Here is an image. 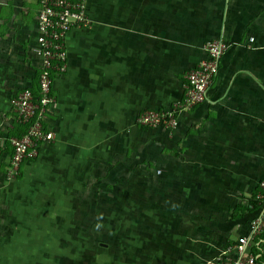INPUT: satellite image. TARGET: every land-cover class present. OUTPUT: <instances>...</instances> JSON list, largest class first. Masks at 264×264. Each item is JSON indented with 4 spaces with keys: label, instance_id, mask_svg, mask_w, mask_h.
Masks as SVG:
<instances>
[{
    "label": "crops",
    "instance_id": "0c3cea01",
    "mask_svg": "<svg viewBox=\"0 0 264 264\" xmlns=\"http://www.w3.org/2000/svg\"><path fill=\"white\" fill-rule=\"evenodd\" d=\"M39 8L0 0V264L215 258L246 225L232 211L264 174V0H88L92 24L68 34L67 67L54 72L45 120L55 139L11 176L10 137L23 129L13 99L39 85ZM213 38L228 47L208 99L182 111L176 128L138 124L143 109L184 97V74ZM193 174H214L217 190L186 188ZM205 193L223 197L211 203L227 215L217 218L222 230L183 247L170 228L196 223L184 207L190 197H179Z\"/></svg>",
    "mask_w": 264,
    "mask_h": 264
},
{
    "label": "built area",
    "instance_id": "2783aa9c",
    "mask_svg": "<svg viewBox=\"0 0 264 264\" xmlns=\"http://www.w3.org/2000/svg\"><path fill=\"white\" fill-rule=\"evenodd\" d=\"M37 45L41 57L39 95L31 88L20 90L13 99V108L19 122L26 129L12 135L13 155L9 175L20 172L25 159L40 156L42 143L55 139V131L46 125L45 114L55 101L53 93L54 72H64L67 67V36L76 28L92 24L88 0H38ZM228 45L222 38L205 43L207 57L197 66L188 69L184 76V97L171 108H146L140 111L137 122L149 128H176L180 113L206 101L219 74L222 57ZM239 201L248 206L245 224L227 241L222 251L206 264H264V174L255 186L246 187Z\"/></svg>",
    "mask_w": 264,
    "mask_h": 264
},
{
    "label": "rangeland",
    "instance_id": "374dc122",
    "mask_svg": "<svg viewBox=\"0 0 264 264\" xmlns=\"http://www.w3.org/2000/svg\"><path fill=\"white\" fill-rule=\"evenodd\" d=\"M213 175L214 174H209L207 177L194 175L196 178H198V181L196 180L190 181L187 178L185 179V187L187 188V187L193 186V187L199 188L202 186L201 184H203V185H208L210 189L215 188L217 190V186H215L217 179L212 178ZM210 192H213V190H210ZM181 198L183 199V201L189 198L187 203H185V206L184 204L183 206L184 207L187 206L186 211L188 210V212L191 213L192 218H193L192 222H195L196 226L191 228L190 226L187 225V222L183 220V222L178 223L176 227L170 228L171 235L178 236V238L182 239L181 246L186 247V248L190 247L193 249H196V247H203L204 246L203 243L205 241H212L214 239H217L219 235V230L220 229L222 230L221 224L223 223V221H221L220 223L216 224L219 221L217 220V218L219 216L226 215V213L218 210V208H213L211 203H216L217 205L218 202H220V200L223 197H220L218 194H206L205 193L203 195L193 194L187 197H179V199ZM205 202L210 204L209 205L210 211H201L202 208H200V206L201 204H204ZM195 205H198V206L196 207ZM175 207L176 205L174 206V208ZM182 212L183 211L180 209V206H179V210L174 211V213L177 215H181ZM208 212H209V216L207 217ZM184 216L188 217L186 216V214ZM201 217L203 218L202 220L200 219ZM186 229H188L187 238H183L185 237ZM165 230L166 229H161V231H165Z\"/></svg>",
    "mask_w": 264,
    "mask_h": 264
},
{
    "label": "trees",
    "instance_id": "16d2710c",
    "mask_svg": "<svg viewBox=\"0 0 264 264\" xmlns=\"http://www.w3.org/2000/svg\"><path fill=\"white\" fill-rule=\"evenodd\" d=\"M32 91L34 92V94L37 95V93L39 92V85H38L37 91H35L34 89H32ZM19 124L23 126V129L19 133L14 134V135H19V134L23 133L25 131V129H26V125L25 124H23L21 122H19ZM246 210H248V206L243 204V203L242 204L239 203L238 205L235 206V208L232 211L233 212V216L244 217V214H245Z\"/></svg>",
    "mask_w": 264,
    "mask_h": 264
}]
</instances>
